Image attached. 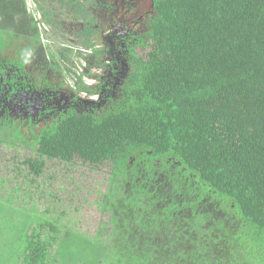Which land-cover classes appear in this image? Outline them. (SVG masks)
Here are the masks:
<instances>
[{
    "label": "trees",
    "instance_id": "obj_1",
    "mask_svg": "<svg viewBox=\"0 0 264 264\" xmlns=\"http://www.w3.org/2000/svg\"><path fill=\"white\" fill-rule=\"evenodd\" d=\"M49 29L70 47L51 52ZM13 74L52 106L70 87L80 113L0 140L31 150L34 178L45 161L106 166L108 220L103 242L63 234L0 196V264H264V0H0V112Z\"/></svg>",
    "mask_w": 264,
    "mask_h": 264
},
{
    "label": "rangeland",
    "instance_id": "obj_2",
    "mask_svg": "<svg viewBox=\"0 0 264 264\" xmlns=\"http://www.w3.org/2000/svg\"><path fill=\"white\" fill-rule=\"evenodd\" d=\"M104 19H107L108 24L111 19L120 21L122 11L116 10L111 15L107 14ZM114 29L116 33L120 31L117 25H114ZM44 38L49 40L50 44L47 46L54 54L56 49L70 47L65 38L56 31L50 30ZM43 44H46L44 39ZM138 52L145 53L141 50ZM70 57L72 62L68 65L75 66V69L80 68L76 51L73 50ZM67 82L71 86L72 78L68 77ZM86 82L91 83L88 79ZM29 157H33L29 148L9 147L0 140V196L6 198L11 195L14 206H23L26 209L13 208L15 214L31 218L34 223L32 226L43 225L50 219L63 234L72 231L88 239L96 236L102 242L105 241V236L98 232L104 230L108 216L100 211L98 203L108 184V168L92 167L76 161L72 164L45 161L43 174L34 178L29 176L27 167L23 165V161ZM37 214L44 217H38ZM35 216L37 218L33 219ZM45 232L48 233V228ZM72 237L71 234L72 241L78 238ZM69 244L68 248L74 246L71 242Z\"/></svg>",
    "mask_w": 264,
    "mask_h": 264
},
{
    "label": "flooded vegetation",
    "instance_id": "obj_3",
    "mask_svg": "<svg viewBox=\"0 0 264 264\" xmlns=\"http://www.w3.org/2000/svg\"><path fill=\"white\" fill-rule=\"evenodd\" d=\"M104 17L105 15H103V12H101L99 18L101 19ZM62 25L64 28L73 30L68 31L69 34L78 32L77 27H79V24L73 22H63ZM109 33V31H103L102 35L104 36L103 41L105 42V47H107L106 49H109V52H111L113 47V43L111 40L113 39V37H111ZM107 73L109 79L113 78L116 81H119V79L121 78L120 75H118L117 77L113 76V73L110 70H107ZM95 77L96 76H94V78ZM9 83L10 85L4 93V97L2 96V100L5 101L6 97L9 95V97L6 99L7 103L5 107H3L0 112V126H3L6 123L19 125L23 122H26L24 123V126H26L27 124H29L30 119L36 118L40 115L49 118H60L61 115H66L71 111H78V113H80V109L77 105H75V101L77 99L76 92L73 91L70 87H61L60 90H58V93H60V97H55L53 99L52 103L54 104V106H52V104L46 103L42 98L37 96L38 94L33 95L30 93V82L25 83L22 78L16 79L15 75L13 74V77H9ZM23 84L26 85L23 86ZM73 89L75 88L73 87ZM90 99L91 101L95 100L94 97H91ZM91 111H93V109H91ZM0 132H2L1 128Z\"/></svg>",
    "mask_w": 264,
    "mask_h": 264
}]
</instances>
